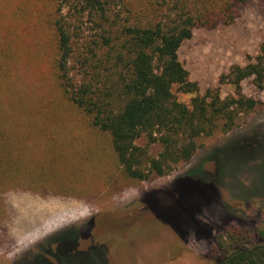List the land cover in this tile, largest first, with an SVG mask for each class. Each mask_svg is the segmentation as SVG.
I'll use <instances>...</instances> for the list:
<instances>
[{
  "label": "rangeland",
  "instance_id": "1",
  "mask_svg": "<svg viewBox=\"0 0 264 264\" xmlns=\"http://www.w3.org/2000/svg\"><path fill=\"white\" fill-rule=\"evenodd\" d=\"M53 13V0H0V122L15 126L23 137L16 150L34 164L48 158L50 144L68 158L66 170L54 174L64 180L61 188L24 181L40 168L0 186V264H214L218 237L231 227L243 244L255 242V229L264 225V85L241 82L257 107L230 132L201 137L189 163L132 180L108 135L65 98L52 64ZM228 14V23L193 29L179 48L197 84L192 94L174 90L180 102L210 89L234 95L221 76L258 55L264 0L236 3ZM160 150L149 146L152 156Z\"/></svg>",
  "mask_w": 264,
  "mask_h": 264
},
{
  "label": "trees",
  "instance_id": "2",
  "mask_svg": "<svg viewBox=\"0 0 264 264\" xmlns=\"http://www.w3.org/2000/svg\"><path fill=\"white\" fill-rule=\"evenodd\" d=\"M244 1L53 0L52 64L65 98L108 135L126 177L146 181L169 175L192 160L201 137L230 132L257 107L258 100L242 94L240 84L253 78L258 87L264 85V44L253 62L221 76L234 95L221 97L210 89L186 104L174 94L197 90L178 56L182 43L197 27L231 21L233 5ZM15 130L0 122V186L20 182L24 171L34 168L40 169L23 179L26 183L46 190L64 186V180L54 181L68 166L61 146L50 144L48 158L34 164L16 150L23 137ZM141 138L145 145L137 144ZM155 144L161 150L152 156L149 146ZM241 237L235 227L220 235L214 264H264V225L255 229V242L243 244Z\"/></svg>",
  "mask_w": 264,
  "mask_h": 264
}]
</instances>
